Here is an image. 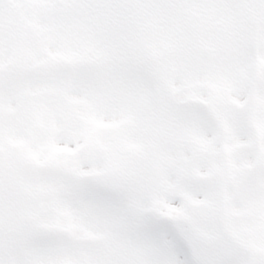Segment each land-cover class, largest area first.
<instances>
[{
    "label": "snow or ice",
    "instance_id": "1",
    "mask_svg": "<svg viewBox=\"0 0 264 264\" xmlns=\"http://www.w3.org/2000/svg\"><path fill=\"white\" fill-rule=\"evenodd\" d=\"M0 264H264V0H0Z\"/></svg>",
    "mask_w": 264,
    "mask_h": 264
}]
</instances>
